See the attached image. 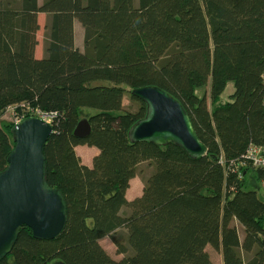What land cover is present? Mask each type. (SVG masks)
I'll return each mask as SVG.
<instances>
[{"label": "trees", "instance_id": "16d2710c", "mask_svg": "<svg viewBox=\"0 0 264 264\" xmlns=\"http://www.w3.org/2000/svg\"><path fill=\"white\" fill-rule=\"evenodd\" d=\"M209 83L210 102L197 92ZM153 85L184 105L203 157L130 141L147 113L132 90ZM127 93L138 109L123 105ZM27 105L54 114L45 181L60 192L67 221L52 240L22 227L0 264H215L209 245L224 264H264V169L244 163L251 143L264 145V0H0V172L16 124L2 118L27 117ZM84 118L91 133L80 138ZM85 144L98 148L91 166L76 151ZM144 162L143 194L130 201Z\"/></svg>", "mask_w": 264, "mask_h": 264}, {"label": "water", "instance_id": "95a60500", "mask_svg": "<svg viewBox=\"0 0 264 264\" xmlns=\"http://www.w3.org/2000/svg\"><path fill=\"white\" fill-rule=\"evenodd\" d=\"M132 95L146 104L147 113L131 126V142L173 143L191 158L207 154L178 99L154 85L133 89ZM90 131V120L84 118L74 134L84 138ZM52 134L53 123L38 116L25 117L14 126V150L8 166L0 172V258L12 251L24 226L39 240H52L65 229V203L60 192L45 181L44 148ZM54 264L67 263L55 260Z\"/></svg>", "mask_w": 264, "mask_h": 264}, {"label": "rangeland", "instance_id": "374dc122", "mask_svg": "<svg viewBox=\"0 0 264 264\" xmlns=\"http://www.w3.org/2000/svg\"><path fill=\"white\" fill-rule=\"evenodd\" d=\"M45 13V12H44ZM40 14V13H39ZM42 14V13H41ZM42 22L44 23V19H42ZM41 27V30L39 32V34L37 35V38L40 39L39 41V51H41V53L43 52L42 50H44V45H45V41H46V27H45V23L40 25ZM209 87H210V83L207 85V86H204L203 88H200L198 89V93L199 95H203V94H206L207 97H208V101L210 102V91H209ZM233 83L230 82L227 86V88L225 89V92L222 96L223 100H227L229 98V95L231 93H233ZM125 107H127L129 110H136L140 107V101L135 99L134 97H132L131 95H129V93H127V97L125 99ZM15 121V116H14V111L10 110V112H8L3 118H2V122H9V123H13ZM86 146H88L87 144H85ZM84 145V146H85ZM91 147V146H89ZM92 148V147H91ZM93 151L91 152V150L87 149L85 151L84 154L92 157ZM141 168H140V171L139 172H142L141 174L145 175V173H148L147 171V163L145 164H140ZM142 170V171H141ZM142 179L139 180V185L142 186ZM131 186V184H130ZM129 188L131 189V191L129 192V198H133L134 197V194L138 193L139 191H136L134 194V188H135V184H132V186ZM263 194H264V187L262 188V191H261ZM126 208V207H125ZM240 225V224H239ZM102 245L103 247L111 254L112 257L116 258V259H119L121 258V255L117 254L116 252V249H115V245H114V242L113 240H111L110 237H105L103 240H102ZM210 252L212 253L210 255V257H212L213 261L215 262V264H218L219 262V256L217 253H220V252H217L212 246L210 248Z\"/></svg>", "mask_w": 264, "mask_h": 264}, {"label": "crops", "instance_id": "0c3cea01", "mask_svg": "<svg viewBox=\"0 0 264 264\" xmlns=\"http://www.w3.org/2000/svg\"><path fill=\"white\" fill-rule=\"evenodd\" d=\"M42 2H43V0H38V3L39 4H41ZM38 16H39L40 25H41V23L42 24H44V23L46 24V21L48 19V15L46 13H42V14L40 13ZM42 19H44V23L42 22ZM74 26H75V38H76L75 39V43H76V46H77L78 49L83 50L84 49V46H85V38H84L85 29H84V26L77 19H75V21H74ZM40 30H39V32H40ZM39 32H38V34H39ZM39 41H40V39H39ZM36 51H37L36 52L37 56L40 57V58H42L44 56V54H45V51L44 50H42L43 51L42 53H41V51H39V44L36 47ZM126 97H127V95H126ZM126 97L124 98V103H123L124 106H125V99H126ZM87 149L91 150V152L93 151V153H92L93 156L92 157L84 154ZM76 151H77L78 155L81 156L83 163L85 165L87 164V165L91 166L92 163H93L94 157L98 153V148H96V147H92L91 148V147H89V145L88 146H86V145L85 146L84 145H78L76 147ZM145 163L146 162H144L143 164H145ZM140 166H139V169L141 168ZM147 171H148V173H145V175L141 174L142 172H138L133 177V179L131 180V182H130L131 186H132V184H135V188H134L133 194L136 191H139V192L136 193V194H134V197L133 198H129L128 196H129V192L131 191V189L128 188L127 195H126L128 200L131 201L135 197L141 196L143 194V191H144V189H143L144 188V178H145L146 175H149L150 174V170H149L148 165H147ZM140 179H142L141 180L142 181V184H141L142 186L139 185V180ZM262 184H263V187H264V181H263ZM237 228H238V232L240 233V238L242 240L244 238V236H245L244 227H243V225H239V223H237ZM102 240H101V242H102ZM210 248H211V245H209L207 247V249L209 251V254L211 255L212 253L210 252ZM217 254L219 256V262H218V264H224V258L222 256V254L221 253H217Z\"/></svg>", "mask_w": 264, "mask_h": 264}, {"label": "built area", "instance_id": "2783aa9c", "mask_svg": "<svg viewBox=\"0 0 264 264\" xmlns=\"http://www.w3.org/2000/svg\"><path fill=\"white\" fill-rule=\"evenodd\" d=\"M29 115H26L27 117L33 116V117H40L43 118L46 122L53 123V113H46L43 110H40L38 108L33 109L29 105H27L25 110ZM15 116V115H14ZM25 118V116H17L15 117V122H18ZM245 161L244 163H247L246 165L252 164L256 168L264 169V145L258 146L255 144H250L248 147V151L245 155Z\"/></svg>", "mask_w": 264, "mask_h": 264}]
</instances>
